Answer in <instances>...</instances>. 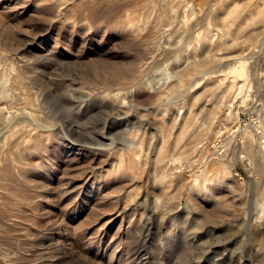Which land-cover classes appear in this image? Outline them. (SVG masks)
<instances>
[{
	"label": "rangeland",
	"instance_id": "374dc122",
	"mask_svg": "<svg viewBox=\"0 0 264 264\" xmlns=\"http://www.w3.org/2000/svg\"><path fill=\"white\" fill-rule=\"evenodd\" d=\"M0 264H264V0H0Z\"/></svg>",
	"mask_w": 264,
	"mask_h": 264
}]
</instances>
